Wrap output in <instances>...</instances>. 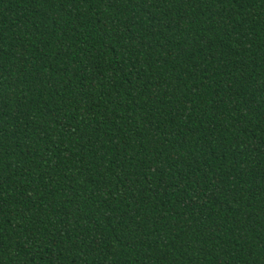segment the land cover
I'll use <instances>...</instances> for the list:
<instances>
[{"label":"trees","instance_id":"trees-1","mask_svg":"<svg viewBox=\"0 0 264 264\" xmlns=\"http://www.w3.org/2000/svg\"><path fill=\"white\" fill-rule=\"evenodd\" d=\"M0 264H264V0H0Z\"/></svg>","mask_w":264,"mask_h":264}]
</instances>
